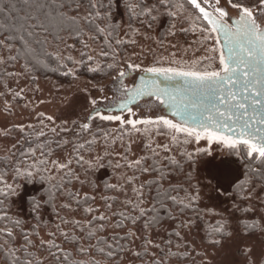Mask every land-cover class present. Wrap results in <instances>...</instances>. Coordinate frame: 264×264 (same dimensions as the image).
Masks as SVG:
<instances>
[{"label":"snow or ice","instance_id":"1","mask_svg":"<svg viewBox=\"0 0 264 264\" xmlns=\"http://www.w3.org/2000/svg\"><path fill=\"white\" fill-rule=\"evenodd\" d=\"M18 109L0 264H264V0H0Z\"/></svg>","mask_w":264,"mask_h":264},{"label":"rangeland","instance_id":"2","mask_svg":"<svg viewBox=\"0 0 264 264\" xmlns=\"http://www.w3.org/2000/svg\"><path fill=\"white\" fill-rule=\"evenodd\" d=\"M88 80H89L88 78L82 77L81 84L82 85H86L88 83ZM45 110L48 111V112H52L55 109L52 106H47L45 108ZM27 118H28L27 113L20 114V111L18 109L17 110V116L16 117H11V118H7L6 119L5 116H3L2 114H0V124H4V123L8 122V120H11V119L26 120Z\"/></svg>","mask_w":264,"mask_h":264},{"label":"trees","instance_id":"3","mask_svg":"<svg viewBox=\"0 0 264 264\" xmlns=\"http://www.w3.org/2000/svg\"><path fill=\"white\" fill-rule=\"evenodd\" d=\"M48 77L51 79V80H56L57 79V76H56V74H52V73H49L48 74ZM82 77H85V78H90V74H87V73H85ZM61 79H63V78H61Z\"/></svg>","mask_w":264,"mask_h":264}]
</instances>
